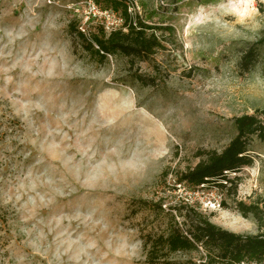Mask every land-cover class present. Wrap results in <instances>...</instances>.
<instances>
[{
  "label": "rangeland",
  "instance_id": "rangeland-1",
  "mask_svg": "<svg viewBox=\"0 0 264 264\" xmlns=\"http://www.w3.org/2000/svg\"><path fill=\"white\" fill-rule=\"evenodd\" d=\"M87 1L0 0V264H146L144 236L163 232L180 201L255 233L227 193L175 177L197 150L228 143L234 116L264 108L262 55L239 67L264 32V0L242 19L232 0H132L138 19L167 26L132 63L72 47L66 26ZM249 148L252 165L229 174L246 203L264 200V143Z\"/></svg>",
  "mask_w": 264,
  "mask_h": 264
},
{
  "label": "trees",
  "instance_id": "trees-1",
  "mask_svg": "<svg viewBox=\"0 0 264 264\" xmlns=\"http://www.w3.org/2000/svg\"><path fill=\"white\" fill-rule=\"evenodd\" d=\"M101 7H109L123 18L120 27L106 33L96 24L85 31L78 29L79 21L71 19L66 32L72 47L78 45L92 60L99 63L108 56L121 55L129 62L147 61L157 48L161 37L157 31L167 26L147 24L128 12L132 0H93ZM264 32L240 56L239 67L249 71L260 55L264 61ZM136 79L143 81L142 75ZM235 133L220 150H197V162L180 171L175 180L190 186L213 185L232 197L233 208L244 218L252 217L257 224L255 233H237L213 223L196 205L178 202L169 206L167 224L163 232L147 234L143 240L146 264H179L172 258L176 253L198 255L199 264H264V200L246 203L236 199L238 176L230 177L253 163L250 143L255 137L264 143V108L232 118ZM167 171L163 174L166 175ZM162 199L154 207L161 209ZM219 204L225 205L224 199ZM179 218V219H178ZM194 264V260H186Z\"/></svg>",
  "mask_w": 264,
  "mask_h": 264
},
{
  "label": "built area",
  "instance_id": "built-area-1",
  "mask_svg": "<svg viewBox=\"0 0 264 264\" xmlns=\"http://www.w3.org/2000/svg\"><path fill=\"white\" fill-rule=\"evenodd\" d=\"M87 10L85 16H83V20L78 25V29L81 31H85L86 28H83L80 24L90 22V19L96 18L97 24L100 25L106 33H109L111 30L120 27L123 18L117 13V11L109 8V7H101L98 4H95L93 0H88L86 2ZM129 6L128 12L132 15L133 12ZM89 26V25H88Z\"/></svg>",
  "mask_w": 264,
  "mask_h": 264
},
{
  "label": "bare ground",
  "instance_id": "bare-ground-1",
  "mask_svg": "<svg viewBox=\"0 0 264 264\" xmlns=\"http://www.w3.org/2000/svg\"><path fill=\"white\" fill-rule=\"evenodd\" d=\"M255 7V0H232L229 11H232L239 19L252 14Z\"/></svg>",
  "mask_w": 264,
  "mask_h": 264
}]
</instances>
